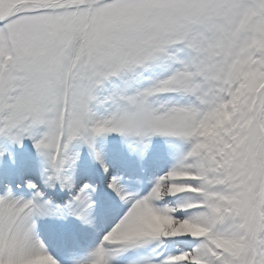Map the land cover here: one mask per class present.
<instances>
[{"label": "snow or ice", "instance_id": "1", "mask_svg": "<svg viewBox=\"0 0 264 264\" xmlns=\"http://www.w3.org/2000/svg\"><path fill=\"white\" fill-rule=\"evenodd\" d=\"M0 264H264V0H0Z\"/></svg>", "mask_w": 264, "mask_h": 264}]
</instances>
